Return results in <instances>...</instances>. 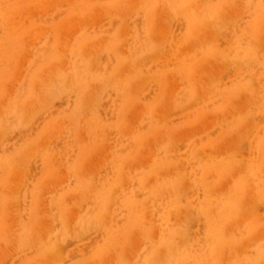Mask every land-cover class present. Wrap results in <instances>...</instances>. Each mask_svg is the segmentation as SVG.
Wrapping results in <instances>:
<instances>
[{
	"label": "rangeland",
	"instance_id": "obj_1",
	"mask_svg": "<svg viewBox=\"0 0 264 264\" xmlns=\"http://www.w3.org/2000/svg\"><path fill=\"white\" fill-rule=\"evenodd\" d=\"M0 264H264V0H0Z\"/></svg>",
	"mask_w": 264,
	"mask_h": 264
}]
</instances>
